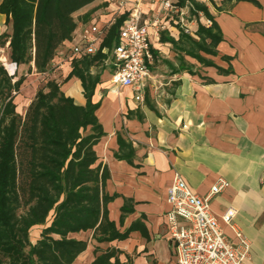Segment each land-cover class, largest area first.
I'll return each instance as SVG.
<instances>
[{
    "label": "crops",
    "instance_id": "obj_1",
    "mask_svg": "<svg viewBox=\"0 0 264 264\" xmlns=\"http://www.w3.org/2000/svg\"><path fill=\"white\" fill-rule=\"evenodd\" d=\"M197 1L211 17L186 9L189 30L165 18L170 26L158 39L152 38L153 58L148 62L142 100L137 99L135 86H113V48L119 31L111 45L106 40L116 21L122 16L127 19L135 4L139 2L145 20L160 9L162 0H95L86 5L75 13L78 26L73 39L58 48L44 73L34 63L31 71L27 64L18 67L8 59L9 42L0 46V60L4 56L14 67L11 74L27 65L30 76H36V93L41 77L55 79L76 104L85 105L82 80L68 76L73 61L86 55H73L72 47L84 27L98 23L106 28L99 43L106 58L91 69L100 74L93 100L101 101L97 115L106 132L96 150L98 163L107 165L111 174L106 190L115 198L108 204L109 218L121 233H130L110 242H98L93 230L71 233L88 240L87 249L73 264H91L96 255L112 248L120 251L123 261L131 259L133 264H176V246L167 223L171 209L167 193L176 173L201 196L219 178L228 180L229 185L212 197L211 209L234 244L240 243V236L250 240L247 264H264V0ZM212 22L223 36L215 47L217 53L192 46L193 52L212 62L206 65L186 53L184 47L190 46L185 36L199 41L200 25L210 27ZM5 31L12 32V23L0 13V35ZM24 100L21 93L15 97L21 114ZM118 132L135 149L131 161L116 157ZM127 200L132 211L122 220ZM230 208L236 212L228 223L224 215Z\"/></svg>",
    "mask_w": 264,
    "mask_h": 264
},
{
    "label": "trees",
    "instance_id": "obj_2",
    "mask_svg": "<svg viewBox=\"0 0 264 264\" xmlns=\"http://www.w3.org/2000/svg\"><path fill=\"white\" fill-rule=\"evenodd\" d=\"M95 0H0V13L7 15L12 32L0 35V46L9 42V60L21 66L32 63L40 73L47 72L66 41L73 39L78 26L75 13ZM193 14L208 8L191 0ZM184 5L185 0H180ZM126 16L119 18L107 45H111ZM200 40L186 35L187 54L198 57L206 65L212 62L192 51V46L210 54L222 40L220 28L200 25ZM210 38V43L207 42ZM178 44L174 38H168ZM106 54L97 52L73 61L68 78L82 80L87 103L78 105L67 96L61 84L49 79L26 109L17 111L16 94L25 75L11 74L0 60V264H73L88 247V240L71 233L93 230L98 242L125 239L109 218L108 204L115 198L106 190L110 178L107 165L98 163L96 145L106 135L97 110L101 101L93 96L100 74H93ZM18 76L17 79H15ZM116 157L132 160L135 149L118 132ZM122 220L132 211L127 200ZM42 227L40 238L31 240V229ZM91 264H133L123 261L120 251L112 248L100 254Z\"/></svg>",
    "mask_w": 264,
    "mask_h": 264
},
{
    "label": "built area",
    "instance_id": "obj_3",
    "mask_svg": "<svg viewBox=\"0 0 264 264\" xmlns=\"http://www.w3.org/2000/svg\"><path fill=\"white\" fill-rule=\"evenodd\" d=\"M186 9H194L191 0H185L184 5L180 0H162L160 9L143 20L141 6L139 2L135 4L120 27L113 48L111 82L114 87L135 86L139 91L137 99H143L144 79L150 71L148 62L153 58L152 38L158 39L161 31L170 26L165 18L189 30ZM106 33V28L98 23L84 27L79 42L72 47L73 55L96 54ZM228 185V180L221 177L206 196H201L180 173H176L167 193L171 205L167 223L176 246V264H247L251 244L245 236H240V243L234 244L211 209L212 197ZM235 212L230 208L224 219L231 223Z\"/></svg>",
    "mask_w": 264,
    "mask_h": 264
},
{
    "label": "rangeland",
    "instance_id": "obj_4",
    "mask_svg": "<svg viewBox=\"0 0 264 264\" xmlns=\"http://www.w3.org/2000/svg\"><path fill=\"white\" fill-rule=\"evenodd\" d=\"M69 51H70V49H69ZM6 52L8 53V49L6 50ZM3 55H4V53H3ZM7 57H8V55H7ZM8 59H9V57H8ZM9 71H11V70L9 69ZM17 71H18L19 76L25 75V77L27 79V81L24 82V84L22 85V87L19 91V93H21L22 97H24V99H25L24 100L25 101V107L22 110V112H23L22 114L25 115L26 109L28 108L27 104H29L31 102L30 100L31 99L33 100L36 96V76H33V75L30 76V72H28V66L27 65H25V67L19 68ZM46 80H47V78H44V77L40 78V83L37 86V90L46 84ZM41 229H42V227H34L31 229V240L33 242H36V240L40 238ZM245 238L251 244L250 240L247 237H245Z\"/></svg>",
    "mask_w": 264,
    "mask_h": 264
},
{
    "label": "bare ground",
    "instance_id": "obj_5",
    "mask_svg": "<svg viewBox=\"0 0 264 264\" xmlns=\"http://www.w3.org/2000/svg\"><path fill=\"white\" fill-rule=\"evenodd\" d=\"M2 60L5 62L6 66L11 70L13 71V65L10 63V61H8L7 59H5V57L3 56L2 57Z\"/></svg>",
    "mask_w": 264,
    "mask_h": 264
}]
</instances>
